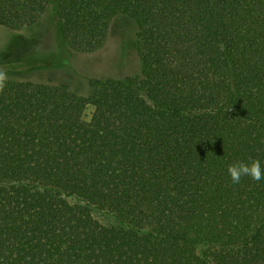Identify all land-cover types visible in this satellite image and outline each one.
I'll return each mask as SVG.
<instances>
[{
  "label": "trees",
  "instance_id": "obj_1",
  "mask_svg": "<svg viewBox=\"0 0 264 264\" xmlns=\"http://www.w3.org/2000/svg\"><path fill=\"white\" fill-rule=\"evenodd\" d=\"M47 14L120 74L8 77L0 264H264V180L227 173L264 168V0H0L9 29Z\"/></svg>",
  "mask_w": 264,
  "mask_h": 264
},
{
  "label": "rangeland",
  "instance_id": "obj_2",
  "mask_svg": "<svg viewBox=\"0 0 264 264\" xmlns=\"http://www.w3.org/2000/svg\"><path fill=\"white\" fill-rule=\"evenodd\" d=\"M59 44V28L49 14L37 24L23 29L0 25V68L6 70L10 78L65 83L79 93L88 92L90 78L120 74L109 65L112 59L116 60V52L120 50V42L113 37L106 48L96 54L64 53ZM135 66V63L128 65L126 70L132 73ZM94 216L101 223H114L110 215L96 211Z\"/></svg>",
  "mask_w": 264,
  "mask_h": 264
},
{
  "label": "clouds",
  "instance_id": "obj_3",
  "mask_svg": "<svg viewBox=\"0 0 264 264\" xmlns=\"http://www.w3.org/2000/svg\"><path fill=\"white\" fill-rule=\"evenodd\" d=\"M7 82V71L0 68V92L4 91ZM227 173L233 184H238L243 177H250L257 182L264 180V168L259 159L232 162L227 166Z\"/></svg>",
  "mask_w": 264,
  "mask_h": 264
}]
</instances>
